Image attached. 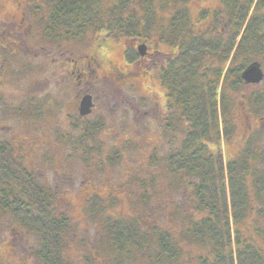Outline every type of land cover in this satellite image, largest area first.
I'll return each mask as SVG.
<instances>
[{"label": "trees", "instance_id": "1", "mask_svg": "<svg viewBox=\"0 0 264 264\" xmlns=\"http://www.w3.org/2000/svg\"><path fill=\"white\" fill-rule=\"evenodd\" d=\"M193 1L32 0L35 21L51 40L81 39L105 30L114 37H157L178 49L176 82L169 79L168 84L179 94L174 104L185 138L167 156L166 173L169 187L173 179L182 182L181 172L194 180L192 211L184 218L182 235L161 230L153 221L155 203L150 206L145 192L151 179L130 180L144 189L132 203L133 209L142 207V215L108 219L103 226L118 264H179L183 240L191 249L188 264H264V226L255 219L264 214V130L246 136V125L236 159L225 158L223 144L240 127L244 116L238 117V111L254 115L264 108V93L232 104L239 86H245L242 71L264 56V0L218 1L215 14L232 28L229 36L217 29L214 19L204 30L198 28L208 12L193 17ZM150 164H158L154 155ZM19 165L9 156L1 161L0 186L20 199L0 202V211H9L19 228L34 236L36 264H72L65 239L71 231L69 218L56 209L51 190ZM84 264L93 263L85 256Z\"/></svg>", "mask_w": 264, "mask_h": 264}, {"label": "rangeland", "instance_id": "2", "mask_svg": "<svg viewBox=\"0 0 264 264\" xmlns=\"http://www.w3.org/2000/svg\"><path fill=\"white\" fill-rule=\"evenodd\" d=\"M218 1L194 0L189 4L191 14L195 17L200 12L210 13L198 28L204 30V26L209 21L211 26L214 19L217 21V29L229 36L233 31L232 28L223 24L224 22L218 19L215 14V10H218L219 7ZM29 3L30 9L27 8L26 16L27 22L31 23L32 31L30 35L26 36L33 38L32 53L23 51L20 43H9V40H14L19 36L23 37V31L15 26L7 27L2 22L0 25L1 44H6L8 47L7 52L3 48L1 50V56L5 58V62L2 64L0 72L3 97L0 131L2 139L5 141H12L9 135L13 136V132L34 138L28 140V142H33L32 147H34L31 160L33 173L41 184L51 188L56 209L67 215L70 220L71 231L65 238L69 260L72 264H84V258L88 256L93 264H118L116 263L119 259L118 254L109 246L103 226L108 219L126 218L132 213L133 215H142V207L139 205L133 209L132 203L139 199V195L143 194L144 189L137 184L129 183L130 180L141 177L151 179L145 192L150 197L148 199L151 203L150 206L152 207V203H155L154 224L161 230H168L171 234L177 233L176 236L182 235L185 222H187L184 221V218L192 211L194 180L181 172L182 182L173 179L171 181L173 185L169 187L165 160L172 151L175 152L176 149H179L185 134L178 130L177 145L174 142L171 145L168 137L158 141L155 136L158 129V105L153 99L154 92L150 96H145L144 90L148 86V82L141 84L140 89L130 85L127 107L119 106L117 108L119 113L123 112L124 114V128L129 136L124 147L118 145L120 143L118 140L112 143L98 139L67 142L52 137L47 138L46 134V138H44L40 136L42 135L40 132L45 131L46 117L38 118V121L29 124L24 119L21 120L14 116L13 107L25 104L15 103V101L31 100L33 106L37 105L38 108L47 102L56 103V100H59L58 91L49 86L50 82L46 78V72L49 69V63L45 56L46 47L48 45L51 48L61 46L65 51L82 52L86 48L85 39L90 35L86 38L76 39L77 42L73 40H44L42 29L35 21L31 11L32 0H29ZM149 39L154 42L157 38ZM258 60L264 70V56L259 57ZM1 63H3V59H1ZM234 64L239 65L240 63L236 61ZM145 66L152 67L151 60L146 62ZM143 68L141 65V69ZM239 89L236 94L239 96L241 92V97H234L232 104L240 103L239 101L243 97L247 98L253 94L255 98L259 99L257 94L264 93V80L255 86H242ZM37 111L39 113L40 109L34 110V114ZM252 116H255L251 120L254 131L264 130V108L258 109L257 114ZM258 121L260 123L256 125ZM113 122L114 125L118 124V130L121 131L122 120L119 118ZM239 123L240 127L236 129L232 138L223 143L225 158H237V153H240L244 146L243 133L247 128L248 121L245 117H241ZM30 133H35L34 137ZM19 142L25 143L26 141L20 140ZM256 144L259 145V140ZM84 147H86V152L75 150V148L83 149ZM152 155L158 160L156 166L150 164ZM108 188H111V194L108 193ZM105 194L110 195L106 197ZM176 209L180 212L179 215L175 214ZM255 219H258L259 224L264 226V214L255 216ZM13 220L9 211H0V264H36L33 257V250L36 247L34 236L19 228ZM144 221L152 223L150 218L145 219L144 217ZM257 239L259 238L257 237ZM179 244L184 251L179 264H188L185 260L189 258L190 246L186 240ZM9 248L10 250H7ZM92 258L98 259V261ZM139 263L136 261L133 264Z\"/></svg>", "mask_w": 264, "mask_h": 264}, {"label": "flooded vegetation", "instance_id": "3", "mask_svg": "<svg viewBox=\"0 0 264 264\" xmlns=\"http://www.w3.org/2000/svg\"><path fill=\"white\" fill-rule=\"evenodd\" d=\"M28 7L30 9L29 0H0V25L2 22L7 27L15 26L23 31V37L19 36L14 40H9V43H20L23 51L32 53L33 38L26 36L30 35L32 31L31 23L27 22ZM209 22L205 27H209ZM43 37L44 40L51 41L49 37ZM75 40L73 39V41ZM85 42L86 48L82 52L65 51L61 46L51 48L48 45L46 47L45 56L49 63L46 78L50 82L49 86L58 91L59 100H56V103H38L44 104L38 108L37 105L33 106L31 100L15 101V103L25 104L13 107L14 116L21 120L24 119L29 124L38 121V118L46 117L45 131L40 132L42 134L40 136L44 138L52 137L67 142L98 139L112 143L118 140L120 141L118 145L124 147L129 136L124 128V114L123 112L119 113L117 108L119 106L127 107L130 85L140 89L141 84L148 82L149 84L144 90L145 96H150L154 92L153 99L158 105V129L155 136L158 141L168 137L172 143L177 145L179 132L177 118L179 116L174 103H178L179 94L174 86L171 87L168 84L169 79L174 83L177 78L178 49L176 44H165L158 38L154 42H151L150 39L114 38V36L108 35L105 30L91 33ZM1 43L0 38V72L2 64L5 62V58L1 56V50L2 48L6 52L8 50L6 44ZM139 45L143 46V54L139 52ZM1 59H3V63H1ZM149 60L152 62V67L145 66ZM257 62L264 74L260 60ZM141 65L144 67L143 69H141ZM257 84H245V86ZM240 94L241 92L239 96L236 94L235 97H241ZM249 96L255 97L254 94ZM83 99H87L88 103H82ZM2 100L0 80V117ZM239 102L242 103V99ZM82 104L87 106L85 110L81 108ZM37 109H40V112L37 111L34 114V110ZM252 115L245 111H238V116H244L248 121L246 136L256 135L251 126V120L255 118ZM119 118L122 120L121 131L118 130V124L114 125L113 122ZM259 123L258 121L256 125ZM180 132L182 131L180 130ZM30 134L33 137L35 135V133ZM12 135H9L12 141H5L2 139L0 131V167L1 161L9 156L14 163L20 164L22 170L33 173L31 160L34 147H32L33 142H28V140L34 138L25 137L18 132H13ZM20 140L26 142L20 143ZM75 150L86 152V147L75 148ZM3 155L5 156L3 157ZM228 158L236 159V157ZM27 184L32 192V180H28ZM43 188L51 189L46 186ZM107 191L111 194V188H108ZM7 192L8 190L0 186V202L14 203L20 199L17 194L8 195ZM110 194H105V196L109 197ZM7 250L6 253H8Z\"/></svg>", "mask_w": 264, "mask_h": 264}, {"label": "water", "instance_id": "4", "mask_svg": "<svg viewBox=\"0 0 264 264\" xmlns=\"http://www.w3.org/2000/svg\"><path fill=\"white\" fill-rule=\"evenodd\" d=\"M139 52L140 54H143V46L139 45ZM263 72L260 68V64L256 61L250 63L245 67V69L241 73V78L245 82V84H257L260 83L263 79ZM87 99H83L82 103H88ZM82 109H86L87 106L82 104Z\"/></svg>", "mask_w": 264, "mask_h": 264}]
</instances>
